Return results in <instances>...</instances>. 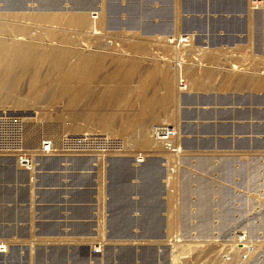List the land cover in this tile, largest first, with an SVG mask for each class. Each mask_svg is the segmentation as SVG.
Instances as JSON below:
<instances>
[{
	"label": "rangeland",
	"instance_id": "374dc122",
	"mask_svg": "<svg viewBox=\"0 0 264 264\" xmlns=\"http://www.w3.org/2000/svg\"><path fill=\"white\" fill-rule=\"evenodd\" d=\"M11 36L34 57L0 105L17 104L28 146L115 135L125 149L57 151L32 172L0 156V264H179L238 227L264 233V0H0ZM159 124L177 153L149 137Z\"/></svg>",
	"mask_w": 264,
	"mask_h": 264
},
{
	"label": "built area",
	"instance_id": "2783aa9c",
	"mask_svg": "<svg viewBox=\"0 0 264 264\" xmlns=\"http://www.w3.org/2000/svg\"><path fill=\"white\" fill-rule=\"evenodd\" d=\"M26 122L22 117L0 114V156L12 157L16 167L21 170L31 171L36 165L37 157L53 155L57 151L104 157L119 154L125 149L124 140L115 135L103 137L85 135L79 138L61 136L57 142L52 137L45 136L35 146L29 147L26 141ZM150 134L166 151L178 152L172 142L175 130L170 125H155ZM140 161L141 157L137 158V162ZM227 240H229L227 243L213 250L211 254H203L204 257L181 256L179 264H250L264 258V233H253L244 225L235 229ZM4 251L5 245L0 244V252Z\"/></svg>",
	"mask_w": 264,
	"mask_h": 264
},
{
	"label": "bare ground",
	"instance_id": "6f19581e",
	"mask_svg": "<svg viewBox=\"0 0 264 264\" xmlns=\"http://www.w3.org/2000/svg\"><path fill=\"white\" fill-rule=\"evenodd\" d=\"M257 2V1H256ZM257 4H258V2H257ZM102 14V13H101ZM68 17V16H67ZM101 18H102V16H101ZM68 21H70V22H78V23H83L84 22V20H85V18L83 17V15L82 14H71V16H69V18L67 19ZM1 24H3V23H1ZM3 27H5V25L3 24L2 25ZM159 36V35H158ZM159 37H161V36H159ZM167 37V36H166ZM169 38V37H168ZM167 38V39H168ZM172 39V38H171ZM170 40V39H169ZM171 41V40H170ZM165 42H169V41H166L165 40ZM103 44V43H102ZM25 41L21 38V37H16V36H11V37H8V39H5L4 37H1L0 38V54H6L8 57H6V56H3V55H0V67H1V69H2V66H3V69L2 70H0L1 72L0 73H2V75H0V89H1V87L2 86H5L4 84H6L7 82L6 81H9V80H7V78H8V75H9V72L11 71L12 72V69H14L13 68V66L15 65H18V64H20V62L19 61H21L22 60V62H23V64L25 65V66H23L22 65V63H21V65L24 67V68H26L28 65H29V63H28V65H26V62H29V61H32V58L31 57H34V56H31L30 54L29 55H26V56H22L21 54H23L24 52H29L30 53V51L32 52V50H31V48L30 49H25ZM109 47V46H108ZM57 48H55L54 50H48V49H46V50H43V51H45V52H47V53H49V55L48 56H50L51 57V59H52V61L53 60H55V62L57 61V62H59L60 61V59L61 60H63V59H65L66 57H67V51L65 50V51H58V52H62L61 54L60 53H58L57 52V50H56ZM48 50V51H47ZM59 50H61V49H59ZM42 52V51H41ZM40 52V53H41ZM38 53H39V50H38ZM88 55V54H87ZM18 56H22V57H18ZM163 56V55H162ZM49 58V57H48ZM31 59V60H30ZM80 59V58H79ZM151 59V58H150ZM35 60V59H34ZM78 60V59H77ZM92 60H94V62H95V58L93 59V57H85V58H83V60H79V61H81L80 63H82V62H90V61H92ZM97 60V59H96ZM51 61V60H50ZM79 61H77L78 62V65H77V63H74V64H76L77 66H79ZM18 62V63H17ZM17 63V64H16ZM3 64V65H2ZM73 64V65H74ZM21 65H19V67L21 66ZM68 65H70V63L69 64H67L66 66H68ZM76 65H75V67H76ZM81 65V67H82V64H80ZM90 66H91V63H90ZM17 67V66H16ZM23 67H21V68H23ZM70 67V66H69ZM72 67V66H71ZM23 68V69H24ZM66 69H67V67H65ZM74 68V66L72 67V68H70V69H73ZM69 69V68H68ZM67 69V70H68ZM75 69V68H74ZM77 69V70H76ZM75 70H76V72L78 71V67L76 68ZM81 69V68H80ZM237 68H233L232 67V70H236ZM25 70V69H24ZM65 70L67 73L69 72V71H72V70ZM20 71H23L22 69H20ZM14 72V71H13ZM65 72V73H66ZM75 72V71H74ZM16 73V72H15ZM18 73H20V72H17V74ZM24 73V72H23ZM23 73H21V74H23ZM71 74L73 73V72H70ZM12 74V73H11ZM16 74V75H17ZM63 74H64V72H63ZM69 74V73H68ZM67 74V75H68ZM71 74H70V76L69 77H71ZM14 76H15V74H13ZM66 74L64 75V76H66V77H64L65 79H69V78H67L68 76H67ZM84 76H85V73L83 74ZM12 76V75H11ZM18 76V75H17ZM16 76V77H17ZM21 76V75H20ZM75 76H77L76 74H75ZM79 76V75H78ZM10 77V76H9ZM18 78V77H17ZM63 78V77H62ZM61 78V79H62ZM63 78V79H64ZM8 79H10V78H8ZM62 79V80H63ZM64 79V80H65ZM30 82H32L33 83V80L32 81H30ZM182 82V81H181ZM185 82V81H184ZM8 84V83H7ZM31 83H29V85H30ZM34 84H36V83H34ZM34 84H31V85H34ZM184 84V83H183ZM30 85V86H31ZM181 87L183 86V85H180ZM179 86V87H180ZM34 87V86H33ZM33 87L31 86V88L33 89ZM186 87V86H185ZM4 88V87H3ZM2 88V89H3ZM34 88H36V87H34ZM9 89V87H7V90ZM32 89H30V90H32ZM84 89V88H83ZM82 89V90H83ZM182 89V88H181ZM6 90V88H5V91H7ZM10 90V89H9ZM34 90V89H33ZM32 90V91H33ZM107 90V89H106ZM64 91V90H63ZM1 92V91H0ZM8 92V91H7ZM7 92H5V93H7ZM11 92V91H10ZM13 92H14V90H13ZM78 92V91H77ZM76 92V93H77ZM2 93H3V90H2ZM1 93V94H2ZM35 93V92H34ZM8 94H9V92H8ZM12 94H14V93H12ZM71 94V93H70ZM104 94V93H103ZM73 95V94H72ZM80 96V95H79ZM195 96V95H194ZM76 97H78L77 95H76ZM105 97V96H104ZM2 98V97H1ZM188 98V97H187ZM72 99V98H71ZM76 99V98H75ZM70 100V99H69ZM71 101V100H70ZM69 101V102H70ZM182 101V100H181ZM17 102V101H16ZM15 102V103H16ZM74 101L72 100V103H73ZM18 103H20L19 101H18ZM22 103V102H21ZM31 104H32V102H30ZM27 104H29L28 102L26 103V105ZM68 104V103H67ZM19 105V104H18ZM24 105V104H23ZM23 105H21L22 107H23ZM13 106V105H12ZM16 106H17V104L15 105V106H13L14 107V109H12V110H10V108H8V109H6V108H4V106H2V102H1V105H0V113H7V114H19V113H13V112H16L17 111V109L18 108H16ZM21 106H19L20 107V109H21ZM197 106V105H196ZM11 107V106H10ZM16 108V109H15ZM9 111H11V112H9ZM31 112V111H30ZM40 112H42V111H40ZM84 112V111H83ZM28 113V112H27ZM39 114V113H38ZM20 116H22L21 114H19ZM113 116V115H112ZM111 117V116H110ZM98 118H100V117H98ZM111 118H113V117H111ZM102 121V120H101ZM102 125H104V124H102ZM106 125V124H105ZM104 125V126H105ZM81 126V125H80ZM84 126V125H83ZM112 126V125H111ZM106 127V126H105ZM85 128V127H84ZM84 128H82V127H79V128H75L74 130L76 131H78V130H81L80 132L81 133H85V131L87 130H85ZM102 128H103V126H102ZM84 129V130H83ZM106 129H108V128H106ZM111 130V129H110ZM114 130V129H113ZM75 131H73V132H75ZM29 132H30V130H29ZM29 132H26L27 133V136H28V134H29ZM79 132V133H80ZM76 133V132H75ZM78 133V132H77ZM80 133V134H81ZM100 133H102V132H100ZM106 133V132H105ZM148 135V134H147ZM149 136V135H148ZM150 138L152 137V136H149ZM153 138V137H152ZM152 138H151V140H152ZM148 139V138H147ZM37 140V139H36ZM27 141V140H26ZM29 141H31V140H29ZM153 141H156V139L155 140H153ZM157 142H158V140H157ZM35 143V142H34ZM156 143V142H155ZM154 143V144H155ZM28 144V143H27ZM37 144V143H36ZM33 145V144H32ZM157 145H159V144H157ZM154 146V145H153ZM30 147V146H29ZM32 147V146H31ZM97 158V157H96ZM97 160V159H96ZM96 162V161H95ZM70 168V167H69ZM94 168V167H93ZM229 169V168H228ZM171 170V169H170ZM174 170V169H173ZM176 171V170H175ZM32 172V171H31ZM171 172H172V170H171ZM228 172V171H227ZM230 173V172H229ZM168 182V181H167ZM227 182V181H226ZM222 185V184H221ZM172 193V192H171ZM172 196V195H171ZM172 198V197H171ZM182 198V197H181ZM216 200V199H215ZM171 203V202H170ZM170 207V206H169ZM154 210V209H153ZM171 212V211H170ZM223 212H226V210L225 211H223ZM223 215H224V213H222ZM170 216V215H169ZM153 217V216H152ZM169 220V219H168ZM167 220V221H168ZM168 225V224H167ZM168 227V226H167ZM180 235V234H179ZM206 235V234H205ZM224 235V234H223ZM169 236V235H168ZM196 236V235H195ZM207 236V235H206ZM199 237V236H198ZM167 238V237H166ZM201 238V237H200ZM202 239V238H201ZM200 241V240H199ZM180 243V242H179ZM189 243V242H188ZM186 244V243H185ZM196 244V243H195ZM198 244V243H197ZM184 245V244H183ZM177 248V247H176ZM180 248V247H179ZM189 249V248H188ZM193 249V248H192ZM175 250H178V249H175ZM186 250V249H185ZM192 252V251H191ZM187 253V252H186ZM176 254V253H175ZM180 254V253H179ZM185 254V253H184ZM181 255V254H180ZM193 255V254H192ZM173 259H174V262H176L175 261V257L174 258H172V261H171V264H173ZM177 260V259H176ZM175 264V263H174Z\"/></svg>",
	"mask_w": 264,
	"mask_h": 264
},
{
	"label": "crops",
	"instance_id": "0c3cea01",
	"mask_svg": "<svg viewBox=\"0 0 264 264\" xmlns=\"http://www.w3.org/2000/svg\"><path fill=\"white\" fill-rule=\"evenodd\" d=\"M148 118H149V117H148ZM150 118H152V119H153V118H154V116H150Z\"/></svg>",
	"mask_w": 264,
	"mask_h": 264
}]
</instances>
